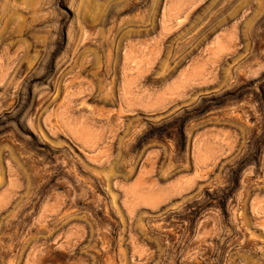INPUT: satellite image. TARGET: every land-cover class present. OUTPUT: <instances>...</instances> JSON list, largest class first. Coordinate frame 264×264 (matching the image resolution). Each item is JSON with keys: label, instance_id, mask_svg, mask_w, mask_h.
<instances>
[{"label": "rangeland", "instance_id": "374dc122", "mask_svg": "<svg viewBox=\"0 0 264 264\" xmlns=\"http://www.w3.org/2000/svg\"><path fill=\"white\" fill-rule=\"evenodd\" d=\"M0 264H264V0H0Z\"/></svg>", "mask_w": 264, "mask_h": 264}]
</instances>
